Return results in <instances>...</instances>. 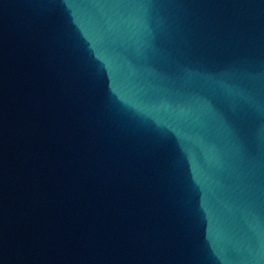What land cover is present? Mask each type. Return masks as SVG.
Returning <instances> with one entry per match:
<instances>
[{
  "label": "water",
  "instance_id": "1",
  "mask_svg": "<svg viewBox=\"0 0 264 264\" xmlns=\"http://www.w3.org/2000/svg\"><path fill=\"white\" fill-rule=\"evenodd\" d=\"M0 264H264V0H0Z\"/></svg>",
  "mask_w": 264,
  "mask_h": 264
}]
</instances>
